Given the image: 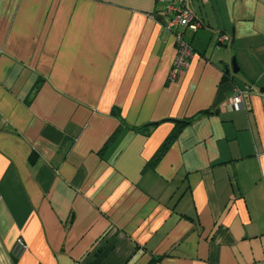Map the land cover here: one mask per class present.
I'll use <instances>...</instances> for the list:
<instances>
[{"label":"crops","instance_id":"1","mask_svg":"<svg viewBox=\"0 0 264 264\" xmlns=\"http://www.w3.org/2000/svg\"><path fill=\"white\" fill-rule=\"evenodd\" d=\"M164 5L0 0V264H264V0H185L175 81Z\"/></svg>","mask_w":264,"mask_h":264},{"label":"built area","instance_id":"2","mask_svg":"<svg viewBox=\"0 0 264 264\" xmlns=\"http://www.w3.org/2000/svg\"><path fill=\"white\" fill-rule=\"evenodd\" d=\"M163 2V13L166 16L165 29L172 31L176 41V55L169 74V81H175L180 76L181 72L188 66L189 59L194 54V49L191 44L184 38L185 28H190L196 31L201 27V22L187 10L185 0H156ZM226 36L219 35L218 43H224ZM245 94L246 90L235 86L233 93L229 99V105L233 109H245ZM27 246L21 237H18L12 247V255L20 257L26 250Z\"/></svg>","mask_w":264,"mask_h":264},{"label":"water","instance_id":"3","mask_svg":"<svg viewBox=\"0 0 264 264\" xmlns=\"http://www.w3.org/2000/svg\"><path fill=\"white\" fill-rule=\"evenodd\" d=\"M232 42H233V37L231 39V43ZM231 66H232L233 72H237L238 71L239 68L237 66V63H236L234 55L232 56ZM224 71H225V73H229L228 67H225ZM261 91H263V89ZM161 121H170V122H173V123H182V124H185V123L189 122L188 120H181V119H175V118H167V119L161 120ZM155 124H157V122H150V123H147L146 126L155 125Z\"/></svg>","mask_w":264,"mask_h":264},{"label":"trees","instance_id":"4","mask_svg":"<svg viewBox=\"0 0 264 264\" xmlns=\"http://www.w3.org/2000/svg\"><path fill=\"white\" fill-rule=\"evenodd\" d=\"M173 138V135H170L169 137H167L165 139V141H163V143L160 145L158 152L156 153V155L154 157H157L160 152H162L165 149V146L169 143V141ZM158 154V155H157Z\"/></svg>","mask_w":264,"mask_h":264}]
</instances>
